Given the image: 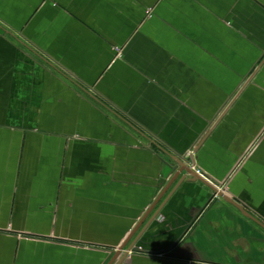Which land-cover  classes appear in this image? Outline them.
<instances>
[{"label":"crops","instance_id":"0c3cea01","mask_svg":"<svg viewBox=\"0 0 264 264\" xmlns=\"http://www.w3.org/2000/svg\"><path fill=\"white\" fill-rule=\"evenodd\" d=\"M115 258L264 264V0H0V264Z\"/></svg>","mask_w":264,"mask_h":264},{"label":"water","instance_id":"95a60500","mask_svg":"<svg viewBox=\"0 0 264 264\" xmlns=\"http://www.w3.org/2000/svg\"><path fill=\"white\" fill-rule=\"evenodd\" d=\"M189 158L191 160L190 161H180V159H177V166L174 168L176 169V171H179V172H176L174 174V176L172 177V179L170 180V183L171 181L172 182H175V180L179 177V175L181 174V172H185V177L186 176H191L192 179H194L195 181H200L206 185H208L209 187L212 188V190L214 191V193L216 195H218L219 197H223L225 200H228V198H226V196H224V194H222L221 192H219L216 187H212L211 185L215 184L214 181H212L213 184H211L206 178L204 175H201L199 174L194 168H195V162H194V158H192V154L189 153ZM229 201V200H228ZM241 210V209H240ZM242 211V210H241ZM125 248V244L123 246H121L120 248H118V251L116 252V255L119 256V254H121V251H123V249ZM137 248H135L134 251H137L136 250ZM130 251V250H129ZM129 253V252H126V254ZM125 254V255H126ZM126 256L122 255L121 258L124 259ZM115 260H117V258L113 259V261L110 263V264H113V262H115Z\"/></svg>","mask_w":264,"mask_h":264}]
</instances>
